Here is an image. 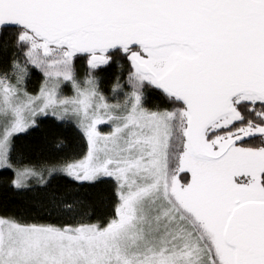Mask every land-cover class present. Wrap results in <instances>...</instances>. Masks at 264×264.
Here are the masks:
<instances>
[{
    "label": "snow or ice",
    "instance_id": "snow-or-ice-1",
    "mask_svg": "<svg viewBox=\"0 0 264 264\" xmlns=\"http://www.w3.org/2000/svg\"><path fill=\"white\" fill-rule=\"evenodd\" d=\"M0 186V264H264V0H0Z\"/></svg>",
    "mask_w": 264,
    "mask_h": 264
},
{
    "label": "trees",
    "instance_id": "trees-1",
    "mask_svg": "<svg viewBox=\"0 0 264 264\" xmlns=\"http://www.w3.org/2000/svg\"><path fill=\"white\" fill-rule=\"evenodd\" d=\"M57 132V134H59L60 131L62 130H55ZM65 135H70L69 133H64ZM16 194L9 192L7 190H5L2 186H0V205L3 204H8L10 202H12L13 197Z\"/></svg>",
    "mask_w": 264,
    "mask_h": 264
}]
</instances>
